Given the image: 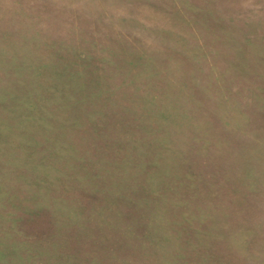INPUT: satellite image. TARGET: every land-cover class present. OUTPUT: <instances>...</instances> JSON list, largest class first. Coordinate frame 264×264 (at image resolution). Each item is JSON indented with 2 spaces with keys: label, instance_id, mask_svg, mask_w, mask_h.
<instances>
[{
  "label": "rangeland",
  "instance_id": "obj_1",
  "mask_svg": "<svg viewBox=\"0 0 264 264\" xmlns=\"http://www.w3.org/2000/svg\"><path fill=\"white\" fill-rule=\"evenodd\" d=\"M0 264H264V0H0Z\"/></svg>",
  "mask_w": 264,
  "mask_h": 264
}]
</instances>
